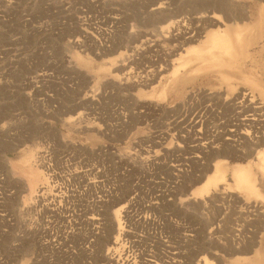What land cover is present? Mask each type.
Returning <instances> with one entry per match:
<instances>
[{
    "label": "rangeland",
    "instance_id": "374dc122",
    "mask_svg": "<svg viewBox=\"0 0 264 264\" xmlns=\"http://www.w3.org/2000/svg\"><path fill=\"white\" fill-rule=\"evenodd\" d=\"M159 3L160 12H149ZM262 6L264 0H0V264H111L105 256L121 202L129 207L119 250L127 248L136 264H203L205 257L243 264L264 256V218L251 210L256 203L264 211V179L257 174L260 196L228 185L233 168L255 162L264 147L249 149L254 129L238 120L245 96L264 101V91L242 78L264 88ZM214 13L219 27L253 26L259 38L252 60L241 72L225 68L231 87L208 69L194 72V61L170 80L172 67L216 27L207 17ZM177 19L180 39L166 31L162 37L159 29ZM119 51L132 61L108 68ZM161 66L149 85L122 79ZM149 97L154 101L136 102ZM212 130L221 133L215 143L223 150L203 152ZM230 130L248 135L237 152L224 142L237 141L224 139ZM213 154L226 167L220 187L234 192L194 190L192 198ZM26 160L45 178L38 198L36 185L28 189Z\"/></svg>",
    "mask_w": 264,
    "mask_h": 264
},
{
    "label": "bare ground",
    "instance_id": "6f19581e",
    "mask_svg": "<svg viewBox=\"0 0 264 264\" xmlns=\"http://www.w3.org/2000/svg\"><path fill=\"white\" fill-rule=\"evenodd\" d=\"M232 3H233V1H232ZM4 5H5V3H4ZM161 7H162L161 3L156 4L150 8L149 12L153 11V12L158 13V12H160ZM232 7H233V5H232ZM242 9H243V7H242ZM242 12H243L242 13L243 19H246L247 16L249 15L248 11L246 9H243ZM198 17H199L200 22H203L205 20V19H201L202 17H205V14L200 13ZM198 17H196V18H198ZM207 17L214 19V20H211L209 18L210 19L209 25L210 26L216 25V27L213 29H210L208 31V33L205 34L204 42H202V46L199 49H189L188 51H186V56L182 57L181 60L178 63H176L178 65H176V66L174 65L172 67V70L170 73V80L177 78L178 75L180 73H182L184 71V69L188 65H190V63L192 61H194L196 63V67L193 69L194 72H197V71L202 72L203 70L208 69L209 71L216 73V75L220 77V80L222 82H225L228 87H231L232 77L230 76V74L228 72H226L225 68H233V69H237L238 71H240V69H242L243 66H245V62H246L247 58L252 60L251 58L253 57L252 56L253 52H250L249 49H250L253 41L259 37H257V36L255 37L253 35V26L250 25L249 23H245V22H242V24H240L238 22H233L232 24L222 23L224 26L219 27V25L221 23V18H220L219 14L214 13L211 16H207ZM224 17H226V16L224 15ZM258 17L260 19L258 22V26H260L262 24L261 19H264V6L261 7V10H260ZM223 19L228 20V18H223ZM239 19H241V18H239ZM180 21L181 20H179V19L174 20V21H170L166 26H162L161 29H159L160 30L159 34L163 35L162 37H164L163 31H166V32L170 33L173 40H177L178 35H180V34L177 35V33H180L179 30L181 31V29H179L180 27H178V26L182 25L181 24L182 22H180ZM205 24L208 25L207 23H205ZM205 24H202V25H205ZM260 28H262V26H260ZM194 29H195L194 32H196V35H195V33H194L195 36L193 34L192 35H193V37H196L198 35V30L196 28H194ZM188 33H190V32H188ZM185 34H187V33H185ZM167 37H170V36H167ZM133 38L134 37H132V39ZM178 39H180V37ZM191 39H193V38H190L189 40H191ZM170 40H168V41H170ZM178 47H179V45H178ZM125 53H126L125 51H119L116 55L109 56L107 58V62L110 63V66H108V68L114 69L115 66H116V68H118V66H120V67H121V65L123 66V63H125V61H129V62L132 61L133 58L128 59V60L124 59L125 57L126 58L128 57V56H125ZM189 54H192V56H188ZM122 56H124V57H122ZM168 56H166V57H168ZM134 58H135V56H134ZM118 61H119V63H118ZM160 62H162V61H160ZM161 69H162V66L160 69H150L144 73V76H141L143 78L139 77L140 75L137 76V74H136V75H131V76H129V75L124 76L122 79L125 80L126 82H128V80L130 79L132 82H134L135 85H149L153 82L155 77L159 75ZM123 74H127V72H125ZM242 78L246 82L251 83L252 86L254 87V89H259V90L261 89V92L264 91V88L262 87L260 82L255 81L250 75L242 74ZM238 99H239V97H238ZM137 101H139V102L140 101H149L150 102V101H154V100L151 97H149V98H138V100H136V102ZM242 102H243L242 105L241 106L239 105V106L241 107L240 110L243 113V115H242L243 118L238 119V120H240L242 122V124H244L246 126H250V127H252V129H254L253 130L254 135H252V136L249 135L250 138L248 140L249 141L248 147L252 151V148H254V147L260 145L262 142H264V131H260L261 128H263V130H264V101H260L258 99H255L252 95H249V96H245L244 99L242 100ZM233 108H234V105H233ZM236 108H238V107H236ZM236 112H238V111H235V114H236ZM237 114H239V112ZM238 117H239V115H238ZM235 125H237V124H235ZM223 127H221V129ZM219 128H220V126H219ZM236 129H237V126H236ZM252 129H251V132H253ZM230 131H227V132H230L228 134L231 137L229 136V137H226L224 139L229 140L232 138V136L236 137L238 135V134L236 135L237 130L236 131L230 130ZM245 135H246V132L245 133L241 132L240 136H237L239 138V139L237 138V141L235 140L236 138H234V139L232 138L230 141L226 142V140H224V142L226 143V145L229 149H232L231 151L237 152L239 150V148L242 149L241 144H242L243 140H245L244 138L248 136V135L247 136H245ZM220 136H221V133H219L218 131H213L212 135L210 136V137H212L210 144H208V143L202 144V147H200V149H202L203 152H206L207 149H209V151H211L215 148L221 149L222 145H225V144H221V142H220V144L218 143L219 146L221 147L220 148V147H218V144L215 143L216 141L218 142V137H220ZM225 136H227V134H225ZM225 136H223V137H225ZM220 138H222V137H220ZM221 141H223V140H221ZM245 148H247V146ZM221 150H223V149H221ZM215 151H216V149H215ZM224 151L223 152L221 151V152L223 154L227 152V151L226 152H224ZM209 153L211 154V152H209ZM213 153H214V151H213ZM247 155H249V153ZM213 158H214V160H213L210 168L208 167L209 170L207 171V173H205L201 178L198 177L199 179H197L198 180L197 182H199V184L190 193L192 198L194 195L193 193L195 192L194 190L197 191L198 195L207 194L209 197H211L212 195L214 196L217 193L218 194H225V193L228 194V193L234 192L233 189L230 190V189H228V187H222V188L220 187L226 181V179H225L226 167L223 164L224 161L220 156L214 155ZM26 164H28V167L24 171V175H25L26 180L28 182V189H29V185H30V187H33L34 185H36L33 188L35 191L32 189L34 191V193L32 195H33V198H38V197L43 195V193L46 189L45 178H44L43 174L41 173L42 172L41 170H36V168L33 167V163L31 162V160L29 162H28V160H26ZM257 174H259L260 178L264 179V147L262 149L258 150L255 162H249L246 165H241V164L238 165L237 164L236 167L233 168V170H232V177H231L232 183H228V182H226V183H228V185H230L229 187H231V185H233V188L235 189V191L237 190V191L243 192L248 197L260 196L261 193L259 192V189H258L257 184H256V182H257L256 180L258 178ZM42 180H44V182H41ZM186 199H189V198H186ZM198 204L199 203H197V206H198ZM190 205H192V204H190ZM197 206H195V207H197ZM128 207H129V204L126 206L124 203L121 202V204H119V206L114 210V221L116 222V228L114 229L115 234L113 236L112 246H109L110 249L108 248L109 250L106 253L107 256H105V257H107V259L109 261H112L111 264H136V258H134V256H131V254L129 253V250L127 251V248L120 246L121 249L119 250V243L122 239V236L123 237L126 236V231L123 229V225H122V223H124V221L121 217H127V208ZM251 210L255 211L257 216H262L264 218V214H263L264 211L261 208V205L255 203L254 205H252ZM121 219H122V221H121ZM231 242L232 241H230V243ZM231 245H233V244L231 243ZM237 246L231 247L230 250L234 249L233 251H239V248ZM228 248H230V246ZM112 252L113 253L115 252V254H113ZM165 260L166 259H164V261H163V259H162L161 263H159L156 260L154 261V260L150 259L147 261L146 264H171V263L174 264V262H171V261L167 262V260L166 261ZM243 261H245L244 263L247 262L249 264H264V256H261V254H259V253H255V256L253 258H250V259L245 258ZM209 262L210 261H208L207 258L205 257L203 264H209Z\"/></svg>",
    "mask_w": 264,
    "mask_h": 264
}]
</instances>
